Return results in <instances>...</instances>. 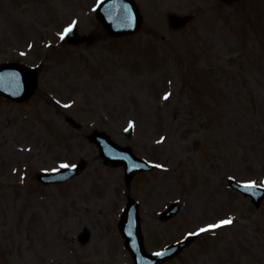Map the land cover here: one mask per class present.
<instances>
[{"label":"rangeland","instance_id":"obj_1","mask_svg":"<svg viewBox=\"0 0 264 264\" xmlns=\"http://www.w3.org/2000/svg\"><path fill=\"white\" fill-rule=\"evenodd\" d=\"M135 1L139 31L114 39L96 0H0V62L44 61L28 101L0 96V264H132L117 226L128 194L149 252L233 218L163 264H264V200L227 185H264V0ZM167 12L194 19L174 31ZM68 21L96 39L47 46ZM93 129L163 167L126 186ZM80 158L64 183L35 178ZM174 200L179 213L159 220Z\"/></svg>","mask_w":264,"mask_h":264},{"label":"water","instance_id":"obj_2","mask_svg":"<svg viewBox=\"0 0 264 264\" xmlns=\"http://www.w3.org/2000/svg\"><path fill=\"white\" fill-rule=\"evenodd\" d=\"M224 1L231 2L234 0H224ZM120 3H121L120 10H118L115 13L110 14L109 16H107L106 13H102L100 10L97 14L98 18L102 21L104 27L108 30V32L111 35H114V36H120L126 33L133 32L137 30L140 24V15L136 7L126 5V2L124 0H121ZM189 19H191V16H180V15L173 14V13L169 14V23L173 28H178L184 25L186 22H188ZM20 68L23 71L24 78H26L27 80L26 83H25L24 78L21 76V74L16 73V69H14L13 66L0 65V72L6 73L5 76L0 77V83H3L0 85V92L14 100L26 99L28 95L32 92L35 86L36 70H30L23 66H20ZM13 72H15L17 76L15 74H11ZM2 75L3 74H1V76ZM12 78H15L13 81V84L10 80ZM9 85H13L15 87V90ZM89 138L91 140H96L99 146L103 144V146L106 148L105 150L106 153H111L109 151L115 150L113 151L114 153L124 154L125 152L129 156V158L123 157V156H108L107 160L111 159L114 163H118L121 160H124L127 162V164L138 165V166L130 165V168H134V170H131L130 172H128L127 180L132 176L135 170L139 171V170L148 168L147 166H144L140 162H138L139 159L131 153L130 148L119 147L118 145L113 143L103 133L95 131L89 136ZM101 150L104 151L103 149ZM176 210H177V204H174L163 214V216L168 217L172 215ZM124 218L126 221H124V224L121 225L120 228L124 236L126 237L127 245L132 250L133 257L136 262L135 264H142L143 262L149 261V260H151L150 264H160L164 259L168 257H172L175 254H177L181 250V248L186 243H188L187 241L184 240L176 245L170 246L168 254H164V252L161 253V255L147 254L142 245V236L139 230L136 203L132 199H130L127 205ZM126 224H127V227L131 229H127L125 231L124 227ZM133 237H135V239L133 242H131ZM190 238L192 237H189V239ZM145 264L147 263L145 262Z\"/></svg>","mask_w":264,"mask_h":264},{"label":"snow or ice","instance_id":"obj_3","mask_svg":"<svg viewBox=\"0 0 264 264\" xmlns=\"http://www.w3.org/2000/svg\"><path fill=\"white\" fill-rule=\"evenodd\" d=\"M70 31H71V27L65 29V34H67ZM169 95H170V93L169 94H165L164 99H168ZM130 127H131V124H130ZM61 167L67 168L68 165H66V164L65 165H61ZM156 167H163V165H156ZM245 186L249 187V188L254 187L255 186V182H250V183H248ZM232 223H233V218L229 217L227 219H223V220L218 221L216 224H210V225H207L204 228L199 229L198 233H189V235L190 236L198 235L199 233L207 232V231H210V230H213V229H217V228H220V227H223V226H226V225H231ZM157 255H161V253H157Z\"/></svg>","mask_w":264,"mask_h":264}]
</instances>
